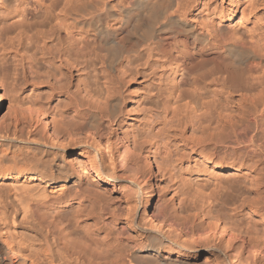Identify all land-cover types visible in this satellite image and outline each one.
<instances>
[{"label": "bare ground", "instance_id": "obj_1", "mask_svg": "<svg viewBox=\"0 0 264 264\" xmlns=\"http://www.w3.org/2000/svg\"><path fill=\"white\" fill-rule=\"evenodd\" d=\"M106 1L88 21L82 0H13L0 28V264H264L262 0ZM168 30L165 101L132 95L125 124L132 53L164 65Z\"/></svg>", "mask_w": 264, "mask_h": 264}, {"label": "rangeland", "instance_id": "obj_2", "mask_svg": "<svg viewBox=\"0 0 264 264\" xmlns=\"http://www.w3.org/2000/svg\"><path fill=\"white\" fill-rule=\"evenodd\" d=\"M27 1L29 3L32 0H27ZM102 1L103 0H82L83 3H86L88 6L91 7V8H88V10H90V11L86 12V13H88V15H87L88 18H87V16H85L86 17L85 19H88V21H89V20H91L92 16L95 17L96 15L97 16L99 15L101 19H104V10L101 9L102 6H100V5H102ZM241 1H242V3H240V7L247 0H241ZM258 1H260V0H258ZM106 2H109L111 4V6H113V8H114L113 10L117 14L122 13L121 9H119L120 6H123L126 9L128 7L127 0L126 1L125 0H107ZM202 2L203 3H209L210 5L211 4L217 5L218 0H213V1L203 0ZM260 2H262V5H260ZM260 2H257L256 0H254V3L259 4L260 7L264 6V0H262ZM223 4H225V1H223ZM28 6H27L26 10L28 11V17H30L33 14V10L30 9L31 6L29 8H28ZM128 8H130V7H128ZM12 9H13V0H0V28L2 27L3 24L4 25L7 24L6 19L8 18L7 16L10 13L9 11H12ZM29 10H32V11H29ZM94 12H96L95 13L96 15L94 14ZM34 13L38 14L39 11H38V13H37V11H35ZM40 14H41V12H40ZM91 14H93V15H91ZM138 14H139L138 9H132L131 15H138ZM140 17L142 20L146 19L145 15H142ZM16 21H22V20H21V18H16L14 20H10L8 23L16 22ZM22 24H23V22H21V24L19 26H21ZM109 25H111V26L116 25V27L118 28L116 30V32L113 33V35H112L114 42L117 44V43H120L123 40V38L125 37V29H127L129 27L130 20L127 19L126 22L122 25L120 23V19L115 18L114 20L110 21ZM17 27L18 26H15V25L10 27L11 32L9 33V37L14 38L15 40L17 39L16 37L19 34ZM225 28L228 31V33H230L233 29L232 25L226 26ZM241 29L242 28H240L238 30L236 29V30L239 33H241V32L244 33L243 30H241ZM35 37L36 36H34L33 34L30 35V37H29L30 40L27 42L28 45H31L33 43V41H35ZM132 43L133 42H131V45L129 44V48L131 46H133ZM135 43L136 42H134V44ZM184 47L185 46H184L183 38L180 37L179 35H177L174 31L172 32V31L168 30L162 34V38L160 40V43L158 44V48H159L158 53L160 54V56H163L166 59V63H164V65L160 64V63L156 64L153 62L146 64V55H145L143 48H140L139 50H136V52L132 53L133 57L138 58V60H140V61L137 63L138 66H136L138 72L135 74L134 79L132 81V84L129 85V87H128V93L126 94L125 103L123 104V110L125 113L122 117L123 123L127 124V123L132 122L135 125H137L138 123H140L139 119L142 118V110L138 106L135 107V109H133V110L130 106H128L130 97H132V95H136V97H137L136 100L142 102L144 104V106L152 107L153 109H156L155 107L157 106V104H159L161 106L164 103L165 97H166V94L164 93V87L167 83V77L170 74V67H169L168 63L172 59H178L180 57L181 52L183 50H185ZM131 48H133V47H131ZM32 53H36L37 59H40V60H37V62L39 64H44L42 62V61H44V59H42V57L39 56L38 51H36L34 49L32 51ZM11 61L12 60L8 59V60L4 61V63L0 62V72L2 74H4L2 71H5V70L1 71V68L2 69L6 68V70L7 69H10V70L13 69V64L11 63ZM91 61L93 62L95 60H93V58H89L88 62L90 63ZM1 63L4 66L1 65ZM233 73H235V71L230 72V74H233ZM90 76L91 75L88 74L85 78V80L88 83L91 82ZM3 114H4V110L2 109V111H0V118L3 116ZM156 126L157 127L155 128V130L157 131V130H159L160 126L159 125H156ZM106 147H108V148H104V149L102 148V151L104 153V157L109 156V150H110L109 144H106ZM77 154H78L77 152H73V154L70 156V159L74 160L75 157L77 156ZM167 186L168 185L165 182L164 178L161 177L160 188L162 191V195L166 199L171 197V193H170L169 188ZM158 194H160V193L158 192L157 195ZM213 258L214 257H212V259Z\"/></svg>", "mask_w": 264, "mask_h": 264}]
</instances>
